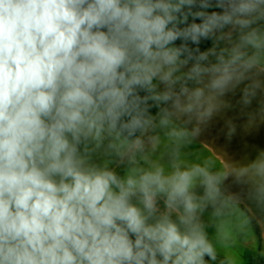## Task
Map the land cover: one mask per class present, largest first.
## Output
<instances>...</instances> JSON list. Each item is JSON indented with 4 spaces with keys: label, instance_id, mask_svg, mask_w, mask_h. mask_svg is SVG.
Wrapping results in <instances>:
<instances>
[{
    "label": "clouds",
    "instance_id": "clouds-1",
    "mask_svg": "<svg viewBox=\"0 0 264 264\" xmlns=\"http://www.w3.org/2000/svg\"><path fill=\"white\" fill-rule=\"evenodd\" d=\"M221 114L264 116V0H0V264H215L238 197L179 156Z\"/></svg>",
    "mask_w": 264,
    "mask_h": 264
},
{
    "label": "rangeland",
    "instance_id": "rangeland-1",
    "mask_svg": "<svg viewBox=\"0 0 264 264\" xmlns=\"http://www.w3.org/2000/svg\"><path fill=\"white\" fill-rule=\"evenodd\" d=\"M230 114H221L210 125L189 135L180 144V161L184 166L200 164L212 172L227 173L225 194H235V204L229 202L220 207L219 215L212 210L205 214L209 233L216 240L218 257L215 264H264V206L257 203L249 185H234L238 169L246 166L253 156L264 151V116L249 118L238 127L232 137L227 135L233 120ZM194 126H189L191 131ZM172 145L167 137H161L157 152L150 158L167 166ZM260 228L261 236L257 233Z\"/></svg>",
    "mask_w": 264,
    "mask_h": 264
},
{
    "label": "trees",
    "instance_id": "trees-1",
    "mask_svg": "<svg viewBox=\"0 0 264 264\" xmlns=\"http://www.w3.org/2000/svg\"><path fill=\"white\" fill-rule=\"evenodd\" d=\"M257 233L259 236H261V233H260V228L257 226ZM260 260L263 262L264 261V257H260Z\"/></svg>",
    "mask_w": 264,
    "mask_h": 264
}]
</instances>
